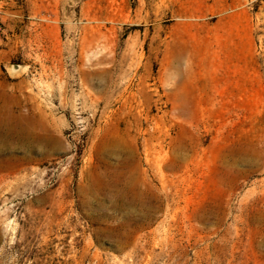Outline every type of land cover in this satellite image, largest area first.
Masks as SVG:
<instances>
[{"label":"rangeland","instance_id":"374dc122","mask_svg":"<svg viewBox=\"0 0 264 264\" xmlns=\"http://www.w3.org/2000/svg\"><path fill=\"white\" fill-rule=\"evenodd\" d=\"M0 264H264V0H0Z\"/></svg>","mask_w":264,"mask_h":264},{"label":"water","instance_id":"95a60500","mask_svg":"<svg viewBox=\"0 0 264 264\" xmlns=\"http://www.w3.org/2000/svg\"><path fill=\"white\" fill-rule=\"evenodd\" d=\"M23 69V65H20L19 63H12L8 66V70L10 75H15L17 72H21Z\"/></svg>","mask_w":264,"mask_h":264},{"label":"crops","instance_id":"0c3cea01","mask_svg":"<svg viewBox=\"0 0 264 264\" xmlns=\"http://www.w3.org/2000/svg\"><path fill=\"white\" fill-rule=\"evenodd\" d=\"M20 85H23V84H20Z\"/></svg>","mask_w":264,"mask_h":264}]
</instances>
